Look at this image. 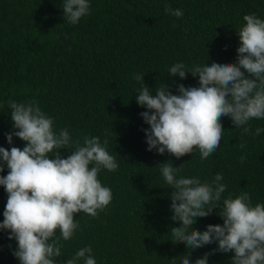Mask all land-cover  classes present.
<instances>
[{"label":"trees","instance_id":"trees-1","mask_svg":"<svg viewBox=\"0 0 264 264\" xmlns=\"http://www.w3.org/2000/svg\"><path fill=\"white\" fill-rule=\"evenodd\" d=\"M63 2L0 0V147L25 146L15 136L12 145L7 141L6 134L14 131L8 102L35 100L54 118L56 131L67 128L73 140L85 135L107 139L108 151L119 164L115 172L98 174L101 184L112 190L111 203L95 218L75 215L80 227L72 239L61 240L62 256L56 264L89 245L97 264H180V256L189 251L194 264L217 244L192 251L171 242L170 229L180 222L171 220L172 189L160 164H183L179 176L202 182L221 173L227 185L223 197L248 192L253 206L264 204V132L242 134L224 117L220 146L203 161L198 150L180 159L149 152L143 129L150 126L140 116L147 109L135 98L144 85L133 74H145L152 95L164 84L173 94H178L179 84L198 87V77L188 73L181 80L170 76L169 68L179 62L188 68L235 63L236 31L246 23V14L264 19V0H89L90 14L76 25L63 19ZM166 6L182 10L183 17L166 14ZM250 126L254 134L256 127L264 128V120H252ZM60 151L63 158L70 154ZM7 173L5 167L0 175ZM6 202L0 186V222ZM217 212L197 218L193 228L223 225ZM8 235L0 230V264H19L13 255L16 241ZM232 255L216 252L208 264H232Z\"/></svg>","mask_w":264,"mask_h":264},{"label":"clouds","instance_id":"clouds-1","mask_svg":"<svg viewBox=\"0 0 264 264\" xmlns=\"http://www.w3.org/2000/svg\"><path fill=\"white\" fill-rule=\"evenodd\" d=\"M63 19L76 25L90 14L89 0H64ZM165 13L183 17L180 9L165 7ZM246 22L239 31V47L235 63L211 65L173 64L169 75L187 79V74L198 77L199 86H177L173 94L170 87L155 89L152 95L144 83L145 74H133L143 83L135 95L145 124L143 129L147 151L166 152L176 159L198 150L200 160L217 151L223 138L222 118L229 117L242 134L259 136L264 128L256 127L252 133L250 121L264 120V19L246 14ZM14 131L6 134L9 145L13 136L25 142L23 149L0 147V186L7 193L0 230L16 241L14 257L19 264H56L62 256L63 244L73 238L80 225L74 218L84 214L95 218L112 201V190L98 179L101 170L115 172L119 168L117 157L108 151L107 139L83 136L73 140L67 128L56 131L54 118L40 108L38 102H8ZM107 136V132L105 133ZM241 148L245 145L241 144ZM60 150L70 154L62 157ZM50 156L54 158H50ZM243 164L246 156L242 155ZM160 173L170 193L173 213L171 220L180 226L171 227V242L182 243L192 251L213 243L211 253L197 258L194 264H208L209 255L233 253L232 264H264V204L253 206L248 192L235 198L223 197L227 185L224 177L215 173L210 182L199 177L179 176V167L161 163ZM214 210L223 219V225H207L206 230L193 228L197 218L208 217ZM57 231L60 235L57 236ZM92 247L80 248L63 264H97ZM191 252L180 256V264H192Z\"/></svg>","mask_w":264,"mask_h":264}]
</instances>
